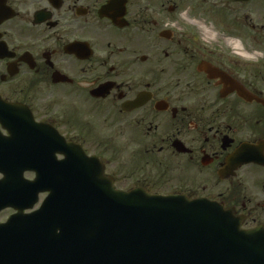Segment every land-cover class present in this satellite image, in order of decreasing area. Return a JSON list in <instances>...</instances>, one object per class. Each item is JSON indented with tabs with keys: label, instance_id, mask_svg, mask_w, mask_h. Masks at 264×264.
Listing matches in <instances>:
<instances>
[{
	"label": "flooded vegetation",
	"instance_id": "flooded-vegetation-1",
	"mask_svg": "<svg viewBox=\"0 0 264 264\" xmlns=\"http://www.w3.org/2000/svg\"><path fill=\"white\" fill-rule=\"evenodd\" d=\"M0 102V141L37 137L47 175L89 161L264 227V0H0Z\"/></svg>",
	"mask_w": 264,
	"mask_h": 264
},
{
	"label": "water",
	"instance_id": "water-1",
	"mask_svg": "<svg viewBox=\"0 0 264 264\" xmlns=\"http://www.w3.org/2000/svg\"><path fill=\"white\" fill-rule=\"evenodd\" d=\"M11 138L22 143L0 141V211L17 214L0 225V264H264V228L243 231L232 210L111 191L104 177L85 171L76 182L47 175L35 157L43 149ZM32 168L38 175L28 181L23 173ZM44 191L40 208L24 214Z\"/></svg>",
	"mask_w": 264,
	"mask_h": 264
},
{
	"label": "rangeland",
	"instance_id": "rangeland-1",
	"mask_svg": "<svg viewBox=\"0 0 264 264\" xmlns=\"http://www.w3.org/2000/svg\"><path fill=\"white\" fill-rule=\"evenodd\" d=\"M43 196H40V201L42 200Z\"/></svg>",
	"mask_w": 264,
	"mask_h": 264
}]
</instances>
